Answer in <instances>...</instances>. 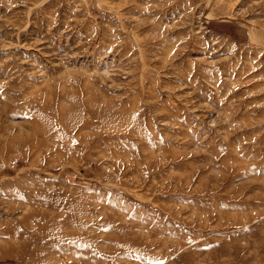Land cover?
<instances>
[{
  "label": "rangeland",
  "instance_id": "rangeland-1",
  "mask_svg": "<svg viewBox=\"0 0 264 264\" xmlns=\"http://www.w3.org/2000/svg\"><path fill=\"white\" fill-rule=\"evenodd\" d=\"M0 264H264V0H0Z\"/></svg>",
  "mask_w": 264,
  "mask_h": 264
},
{
  "label": "bare ground",
  "instance_id": "bare-ground-1",
  "mask_svg": "<svg viewBox=\"0 0 264 264\" xmlns=\"http://www.w3.org/2000/svg\"><path fill=\"white\" fill-rule=\"evenodd\" d=\"M175 122V121H174ZM176 123V122H175ZM63 255V254H62Z\"/></svg>",
  "mask_w": 264,
  "mask_h": 264
}]
</instances>
